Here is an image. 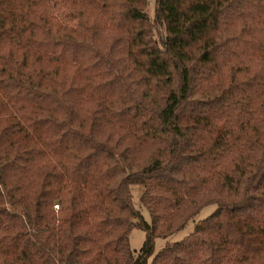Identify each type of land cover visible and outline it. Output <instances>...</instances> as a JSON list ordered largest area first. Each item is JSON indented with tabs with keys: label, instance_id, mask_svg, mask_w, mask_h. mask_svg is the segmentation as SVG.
Masks as SVG:
<instances>
[{
	"label": "trees",
	"instance_id": "1",
	"mask_svg": "<svg viewBox=\"0 0 264 264\" xmlns=\"http://www.w3.org/2000/svg\"><path fill=\"white\" fill-rule=\"evenodd\" d=\"M147 3L0 0V264H264V0Z\"/></svg>",
	"mask_w": 264,
	"mask_h": 264
},
{
	"label": "rangeland",
	"instance_id": "2",
	"mask_svg": "<svg viewBox=\"0 0 264 264\" xmlns=\"http://www.w3.org/2000/svg\"><path fill=\"white\" fill-rule=\"evenodd\" d=\"M146 9L149 13L151 20H154V18H155V0H148V3L146 5ZM154 28H158L156 23H154ZM141 191H142L141 185H139V184H132L131 185L133 204L139 210L141 215L145 219L149 220V213H148L147 209L140 203V200H139ZM214 207H215L214 204H209V205L207 204L202 209H200V211L197 213V215H195L192 220H189L188 223L184 227L176 230L175 232H173L172 234H169L166 237H154V238H152L154 251L159 249L163 244L166 243V241H173V240L182 238L184 235H186L192 229L194 222H196L198 219L206 216ZM145 237H146V233H145V231H143L141 229L133 228L130 232V244H131L132 249H134L135 254H137L138 256L142 254L141 247H142V244H143ZM148 260H150V257L148 258Z\"/></svg>",
	"mask_w": 264,
	"mask_h": 264
}]
</instances>
